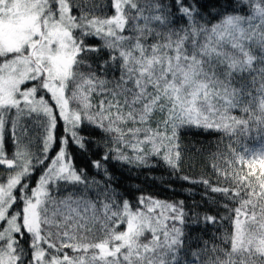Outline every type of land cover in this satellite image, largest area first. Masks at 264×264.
Here are the masks:
<instances>
[{"label":"snow or ice","instance_id":"snow-or-ice-1","mask_svg":"<svg viewBox=\"0 0 264 264\" xmlns=\"http://www.w3.org/2000/svg\"><path fill=\"white\" fill-rule=\"evenodd\" d=\"M109 6L110 16L96 0H0V166L8 169L0 180V264H264V145L245 146L250 157L233 146L253 130L264 139V0H215L211 10L200 0ZM104 51L98 71L87 56ZM108 71L119 75L110 80ZM95 96L102 99L94 104ZM26 119L42 129L40 154L31 151ZM85 121L108 138V150L91 161L103 181H89L67 152L70 141L88 150L78 132ZM192 127L236 138L228 145L234 159L213 165L227 186L199 181L232 206L223 204V217L192 221L229 220V229L195 250L177 226L186 223L182 201L141 197L134 209L109 191L107 167L155 160L179 173L180 136Z\"/></svg>","mask_w":264,"mask_h":264},{"label":"trees","instance_id":"trees-1","mask_svg":"<svg viewBox=\"0 0 264 264\" xmlns=\"http://www.w3.org/2000/svg\"><path fill=\"white\" fill-rule=\"evenodd\" d=\"M200 2L206 4L208 9L211 10L215 0H200ZM96 3L105 5V14L109 16L113 14V9L109 6V0H96ZM206 18L208 17L206 16ZM86 42L90 45H99L101 43L94 38H90ZM107 59L108 53L106 51L89 53L87 63L91 64L94 69L102 71L99 66ZM118 75V72L113 71L106 73L107 78L110 80L113 76ZM45 98L47 99V97ZM75 106V104L72 105L73 108ZM233 114L237 116L242 115L238 110H235ZM23 123L29 129L27 135L32 142L30 146L31 151L35 154H40L42 150V144L40 142L42 129L34 119H26ZM78 132L89 141L88 150L83 151L70 141L67 146V152L71 163L76 170H85V175L89 181H103L106 177H104L102 171H98L92 167L91 161L99 159L100 155L108 150L106 147L108 138L102 130L93 125H89L87 121L81 125ZM55 134L58 138L65 135L62 121L58 122ZM235 139V137H229L215 130L195 127L185 128L180 136V142L183 148V163L179 173L173 172L172 169L162 163L156 164L155 160L150 161V164L154 165L150 167L110 160L107 163V167L113 180L109 191H114L120 198L128 200L134 209L138 206L137 201L141 197L173 204H179L182 201L186 223L185 225L178 224L177 226L184 228L187 236L190 237L189 244L195 250L198 240L211 239L213 235L219 237L226 229H229V220H219L215 225L203 223L194 225L192 221L194 214L198 217H203L205 214L223 217L227 215L223 204L228 203L230 207L232 206L231 202L222 194L206 192L205 186L199 183V181L208 179L214 186H227V182L218 176L213 165H216L218 168H224L226 166L225 157L234 159L229 153L228 145L232 144ZM262 145H264V139L258 138L256 132L253 130L250 134L241 136L239 143H235L233 146L242 154L250 157L251 152L244 153V147L246 146L250 150H259ZM111 147L114 149L116 145L112 144ZM13 151L12 138L6 130V155L11 158ZM125 153L131 155L132 149L126 148ZM55 154L56 151L48 153L50 158L54 157ZM236 167H240V165L237 164ZM7 172L8 169L0 166V180L6 176ZM42 172L43 166H38L37 170L27 181L30 187L36 186ZM183 176L190 177L191 182L180 178ZM61 191L63 192V189ZM88 192L94 198L97 194L95 185ZM64 251L69 255H74L70 249H65Z\"/></svg>","mask_w":264,"mask_h":264},{"label":"rangeland","instance_id":"rangeland-1","mask_svg":"<svg viewBox=\"0 0 264 264\" xmlns=\"http://www.w3.org/2000/svg\"><path fill=\"white\" fill-rule=\"evenodd\" d=\"M100 99H102V97H100V96H95V97H93V103H94V104H95V103H98ZM3 167L6 168V166H3ZM6 169H7V168H6Z\"/></svg>","mask_w":264,"mask_h":264}]
</instances>
